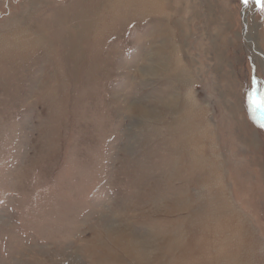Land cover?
<instances>
[{
    "label": "rangeland",
    "instance_id": "1",
    "mask_svg": "<svg viewBox=\"0 0 264 264\" xmlns=\"http://www.w3.org/2000/svg\"><path fill=\"white\" fill-rule=\"evenodd\" d=\"M0 264H264V0H0Z\"/></svg>",
    "mask_w": 264,
    "mask_h": 264
},
{
    "label": "snow or ice",
    "instance_id": "2",
    "mask_svg": "<svg viewBox=\"0 0 264 264\" xmlns=\"http://www.w3.org/2000/svg\"><path fill=\"white\" fill-rule=\"evenodd\" d=\"M247 2V0H245V3Z\"/></svg>",
    "mask_w": 264,
    "mask_h": 264
}]
</instances>
